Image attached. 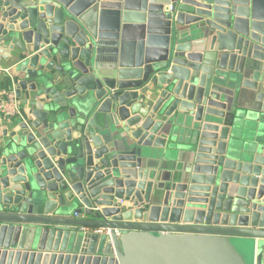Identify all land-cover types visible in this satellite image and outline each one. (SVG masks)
<instances>
[{
	"label": "water",
	"instance_id": "95a60500",
	"mask_svg": "<svg viewBox=\"0 0 264 264\" xmlns=\"http://www.w3.org/2000/svg\"><path fill=\"white\" fill-rule=\"evenodd\" d=\"M0 64V264H264V0H0Z\"/></svg>",
	"mask_w": 264,
	"mask_h": 264
},
{
	"label": "built area",
	"instance_id": "2783aa9c",
	"mask_svg": "<svg viewBox=\"0 0 264 264\" xmlns=\"http://www.w3.org/2000/svg\"><path fill=\"white\" fill-rule=\"evenodd\" d=\"M7 72L0 69V82L4 83L5 78H7V75L5 73ZM21 113V103L18 100L15 89L13 87L7 85L0 86V122L4 123L9 120H13L15 118H18ZM95 233H104L107 232L104 228H91L88 229Z\"/></svg>",
	"mask_w": 264,
	"mask_h": 264
},
{
	"label": "rangeland",
	"instance_id": "374dc122",
	"mask_svg": "<svg viewBox=\"0 0 264 264\" xmlns=\"http://www.w3.org/2000/svg\"><path fill=\"white\" fill-rule=\"evenodd\" d=\"M239 248V246H237ZM240 251L242 252V256L245 257V260H247L249 262V264H253V260H254V252H243V250L241 248H239Z\"/></svg>",
	"mask_w": 264,
	"mask_h": 264
},
{
	"label": "crops",
	"instance_id": "0c3cea01",
	"mask_svg": "<svg viewBox=\"0 0 264 264\" xmlns=\"http://www.w3.org/2000/svg\"><path fill=\"white\" fill-rule=\"evenodd\" d=\"M7 67L8 66H3V65L0 64V69H2L4 71H6V69H4V68H7ZM5 75H7V72L5 73ZM2 85H6V86L8 85L9 86L8 78H5L4 83L0 82V86H2Z\"/></svg>",
	"mask_w": 264,
	"mask_h": 264
}]
</instances>
